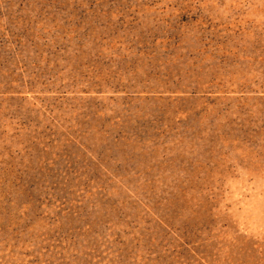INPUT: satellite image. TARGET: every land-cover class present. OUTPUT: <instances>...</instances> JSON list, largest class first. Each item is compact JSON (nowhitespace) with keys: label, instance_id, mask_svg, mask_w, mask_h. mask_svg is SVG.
Wrapping results in <instances>:
<instances>
[{"label":"rangeland","instance_id":"rangeland-1","mask_svg":"<svg viewBox=\"0 0 264 264\" xmlns=\"http://www.w3.org/2000/svg\"><path fill=\"white\" fill-rule=\"evenodd\" d=\"M0 264H264V0H0Z\"/></svg>","mask_w":264,"mask_h":264}]
</instances>
